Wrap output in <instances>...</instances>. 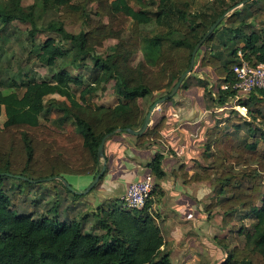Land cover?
<instances>
[{
	"label": "trees",
	"instance_id": "1",
	"mask_svg": "<svg viewBox=\"0 0 264 264\" xmlns=\"http://www.w3.org/2000/svg\"><path fill=\"white\" fill-rule=\"evenodd\" d=\"M41 2L44 11H58L60 18L46 28L57 38L49 37L38 46V61L55 69L61 59L70 58L68 64L85 69L87 59H91L93 68L85 83L80 76L72 75L65 63L52 81L13 82L7 88L13 86L16 91L9 94L3 92L0 80V118L3 113L6 116L0 126V264H173L170 253L163 249V232L151 213V201L143 210H132L119 202L102 206L97 224L104 233L94 235L85 233L84 222H64L58 215L54 219L17 215L4 185L11 180L15 182L12 187L19 190L43 187L9 175L32 181L96 177L102 166L98 151L103 139L119 129L137 131L142 127L145 112L140 100L171 91L173 80L177 83L189 69L195 47L229 8L211 13L196 11L194 0ZM87 3L96 6L95 18L88 15ZM255 6L253 1L245 6L246 15L237 11L230 16L226 20L230 29H222L218 35L221 23L203 45L207 49L200 66L214 70L218 88L212 92L201 79H197V85L205 90L214 107L229 106L236 98V92L222 91L221 86L234 82L233 68L239 52L252 65L264 64V32L244 31L249 26L245 17L256 11ZM34 10V6L25 8L22 0H1L0 22L4 27L17 21L29 24L30 37L35 39L44 32L36 25ZM78 24L87 30L76 35L67 31V27ZM224 36L229 38L224 40ZM109 40L117 44L108 48L106 56H96ZM214 45H223L229 59L224 60V52H215ZM139 52L144 60L133 67L131 59ZM195 70L196 66L181 89L189 88ZM112 83L116 106L99 105V93H105ZM77 87H82L79 95ZM257 93L240 99L238 106L252 113L251 103H264V92ZM52 95L62 99H48ZM43 117L47 123L42 122ZM251 117L254 122H262L260 112ZM252 120L246 122L241 117L236 119L238 124L208 130L203 162L194 166L193 175L183 173L186 184H212L214 194L209 209L223 211L224 226L233 224L236 214L254 218L245 246L235 247L222 264H264V134L254 135ZM59 123H71L73 129L62 130ZM243 125L249 127L248 137L242 135ZM164 127L165 121L161 120L148 128L138 137L140 144L161 139ZM163 159L158 155L150 165L157 179L166 176ZM50 187L65 185L55 180Z\"/></svg>",
	"mask_w": 264,
	"mask_h": 264
},
{
	"label": "crops",
	"instance_id": "2",
	"mask_svg": "<svg viewBox=\"0 0 264 264\" xmlns=\"http://www.w3.org/2000/svg\"><path fill=\"white\" fill-rule=\"evenodd\" d=\"M134 6L139 10L138 5ZM110 41L115 42L111 46L117 44L115 40L107 42ZM137 55H141L142 59L134 66L132 61ZM143 60L144 56L139 52L133 56L130 64L137 67ZM203 73L214 78L210 70ZM197 79L204 80L202 76H198ZM215 82L214 80L213 83ZM110 86L105 93H99L97 100L99 105L116 106L114 83ZM80 91H77L78 95ZM167 93L169 92L155 93L140 100L145 117L151 107ZM48 99L62 98L52 95ZM235 109L238 108L232 104L214 107L209 102L205 90L197 83L191 84L187 89H180L173 99L161 104L152 114L149 128L161 120L165 121L161 139L152 140L151 144L144 146L140 144L138 137L128 133L120 132L108 139L104 158L100 160L102 165L100 172L105 169L103 178L84 200H89L94 214L96 209L98 214L102 206L109 207L113 202L123 203L128 185L143 180L154 159L162 155L163 171L166 176L163 179L156 178L150 210L162 229L165 241L163 249L170 253L173 264H211L213 260L221 258L224 252L215 242V237H222L223 235L217 232L224 229L219 228L221 221L216 222L215 214L218 211L208 209L214 194L212 184L208 182L186 184L183 173L193 175L194 166L203 162L208 130L216 126L230 127L231 123H237L236 119L241 116L232 114ZM54 118L52 116L51 121H54ZM59 125H62L60 128L65 131L73 129L71 123ZM95 178L93 175L66 176L64 179L78 192H85Z\"/></svg>",
	"mask_w": 264,
	"mask_h": 264
},
{
	"label": "rangeland",
	"instance_id": "3",
	"mask_svg": "<svg viewBox=\"0 0 264 264\" xmlns=\"http://www.w3.org/2000/svg\"><path fill=\"white\" fill-rule=\"evenodd\" d=\"M1 1V0H0ZM86 0H76L77 3L84 2ZM246 0H194L193 10L196 11H206L213 12L214 10L220 11L221 9L227 7L229 9L234 8V4L238 2L237 5L242 4ZM255 1L256 11L250 15L249 17H245V23L249 26L244 29L247 34L253 32H264V0H249L244 5H241L237 10L231 11L227 14L226 18L223 20V24L220 27V31L224 29H230L229 26H226V20L237 11H242L243 15L248 13L245 8L246 5L252 4ZM23 6L29 7L34 6V15L36 25L41 32L36 36L35 39L30 37L31 26L29 24H24L20 22H14L10 25V27H4L0 22V80L1 83L4 84L3 92L5 94H9L15 92V88L9 85L12 83H27L29 80H52L53 75L70 62V58L66 60H60L58 62V68L50 69L44 65H42L37 59V48L42 43L46 41L49 37H56L54 33L46 32V28L50 23H56L59 21L60 13L58 11H44L42 9L41 0H22ZM233 6V7H230ZM228 9V10H229ZM95 10L96 6L91 3H87V11L90 17L95 18ZM227 10V11H228ZM226 11V12H227ZM87 28L83 25H71L67 27V31L72 34H79L81 31H86ZM223 30V31H224ZM222 32H219L220 35ZM57 38V37H56ZM229 37L224 36L222 39L227 40ZM221 39V40H222ZM115 42L110 41L107 42L106 47L103 49H98L96 52L98 55L106 56L108 52V48L113 45ZM213 50L215 52H224V60L229 59V54L225 52L226 48L221 46H213ZM207 48L202 47L197 56H196V70L192 75V78L189 80V84L197 83V77L202 76L204 81L209 85V89L216 93L218 84L217 77L213 69L210 68H202L200 66L202 57L204 56L205 50ZM142 59L141 55H137L132 64L136 66L138 62ZM88 66L85 69H77L73 65L68 64L67 70L73 73V75H79L82 79H84L85 83H88L89 77L92 74L93 61L91 59H87ZM240 61L238 56V62ZM85 67V66H84ZM83 67V68H84ZM210 70L214 78L207 76L203 71ZM207 76V77H206ZM216 81L213 83V81ZM173 86L175 85V81L173 80ZM111 88V86H110ZM77 91H80V88H76ZM254 93L252 96H254ZM251 96V97H252ZM209 102H212L211 98H209ZM232 105L239 107L238 102L232 100ZM251 103L250 108L252 113L249 112L248 109L243 110V108L235 109L232 112L234 115H240L242 120L246 122H250L252 120L251 114H257L260 112L262 115V122H253L251 123L253 129H256L255 136L262 137L264 134V103L262 104ZM250 113V114H249ZM6 121V116L3 115L0 118V126L4 124ZM47 119L43 117L42 122L47 123ZM245 122V123H246ZM244 124V123H243ZM249 127L243 125L242 135L245 137L249 136ZM25 178V177H24ZM50 179V178H47ZM24 180V179H22ZM45 180V179H41ZM25 181H29L32 184V180L28 178ZM63 182V181H62ZM52 182L40 183L35 185H42L43 187H29V189H21L20 187H12L15 182L11 180H6L4 188L6 192H9V197L12 201V209L15 211L17 215H26L33 216L34 218H49L54 219L56 215H58L59 220L64 222L78 221L84 222L85 233H91L94 235L104 233L97 224V220L100 216L97 217V209L96 214H94L92 207L90 206L89 200L87 196L93 192L96 187L88 194L78 195V191L71 186L72 189H69L64 183L65 187H50ZM69 184V183H68ZM46 185V186H45ZM70 185V184H69ZM213 187V186H212ZM214 189V188H213ZM74 196V197H73ZM213 197V196H212ZM212 200V198H211ZM85 201V202H84ZM122 203V202H121ZM211 204V202H210ZM209 204V205H210ZM208 205V209H209ZM55 209V210H54ZM58 210V211H56ZM210 210V209H209ZM214 211H218L216 215V222L220 223L219 228L224 229L223 231H219L217 233H221L222 237H215V242L221 246L223 249V256L221 258L215 259L211 264H222L228 258L231 253H233V249L235 247H243L246 244V234L253 230L252 225L254 223V218L251 216H246L242 213L236 214L234 223L229 226L223 225V217L224 213L220 208H214ZM87 215V216H86ZM102 217V216H101ZM222 241H226L228 244L225 246Z\"/></svg>",
	"mask_w": 264,
	"mask_h": 264
},
{
	"label": "built area",
	"instance_id": "4",
	"mask_svg": "<svg viewBox=\"0 0 264 264\" xmlns=\"http://www.w3.org/2000/svg\"><path fill=\"white\" fill-rule=\"evenodd\" d=\"M238 55L240 61L233 68L234 82H227L221 86L222 91L237 93L235 102L242 98H249L254 93L264 92V64L252 65L245 60L241 52ZM155 188L156 177L149 170L143 180L134 181L128 185L123 203L129 209L143 210L153 198Z\"/></svg>",
	"mask_w": 264,
	"mask_h": 264
},
{
	"label": "water",
	"instance_id": "5",
	"mask_svg": "<svg viewBox=\"0 0 264 264\" xmlns=\"http://www.w3.org/2000/svg\"><path fill=\"white\" fill-rule=\"evenodd\" d=\"M249 0L244 1L242 4L236 5L234 8L229 9L222 17H220L215 23L214 25L208 30V32L205 34V36L202 38V40L198 43V45L195 47L193 54H192V59H191V64L188 70H186L180 77V79L177 81V83L174 85V87L171 89V91L169 93H167L166 96H164L163 98L159 99L152 107L150 112L148 113V115L145 117L144 123L142 125V127L135 131L132 129H119L109 135H107L100 147H99V151H98V155H99V159H103L104 158V150H105V144L108 141L109 138L113 137L115 134L120 133V132H125L128 133L132 136L135 137H139L141 135H143L146 130L149 128L150 125V121L152 118V114L154 112V110L159 107L161 104L173 99L177 93L179 92V90L181 89L182 85L184 84V82L186 81V79L192 74V72L194 71L195 65H196V56L199 52V50L203 47V45L205 44V42L208 40L209 37H211V35H213L215 33V31L218 29V27L221 25V23L223 22V20L226 18L227 14L231 11L237 10V8H239L241 5H244L245 3H247ZM105 169H102V171L96 176V178L94 179L93 183L90 185V187L85 191V192H78L76 193L77 195H85L90 193L95 187H97L98 183L102 180L103 175H104ZM1 176V175H0ZM12 178H19V179H26L24 177H15L12 175H9ZM55 180H61L63 181V183L69 188L72 189L71 185L68 184V182L62 178V177H53L50 179H45V180H37V181H33V183L35 184H40V183H47V182H53Z\"/></svg>",
	"mask_w": 264,
	"mask_h": 264
}]
</instances>
